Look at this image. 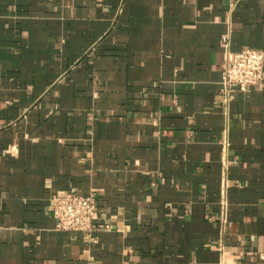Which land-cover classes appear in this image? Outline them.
<instances>
[{"label": "crops", "instance_id": "0c3cea01", "mask_svg": "<svg viewBox=\"0 0 264 264\" xmlns=\"http://www.w3.org/2000/svg\"><path fill=\"white\" fill-rule=\"evenodd\" d=\"M222 37L264 52V0H0V264H264V77L221 105Z\"/></svg>", "mask_w": 264, "mask_h": 264}, {"label": "built area", "instance_id": "2783aa9c", "mask_svg": "<svg viewBox=\"0 0 264 264\" xmlns=\"http://www.w3.org/2000/svg\"><path fill=\"white\" fill-rule=\"evenodd\" d=\"M224 61L219 67L220 84L218 94L220 104L227 106L237 92L260 85L263 81L264 52L241 49L231 52L226 37H222ZM95 213L93 195H59L51 201V215L55 228L63 232L89 233ZM220 224L225 223V207L222 204L219 215Z\"/></svg>", "mask_w": 264, "mask_h": 264}]
</instances>
